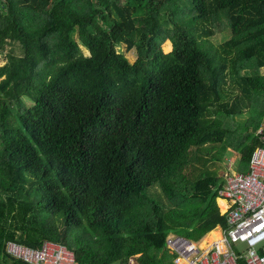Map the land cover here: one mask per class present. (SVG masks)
Listing matches in <instances>:
<instances>
[{
    "label": "trees",
    "instance_id": "obj_1",
    "mask_svg": "<svg viewBox=\"0 0 264 264\" xmlns=\"http://www.w3.org/2000/svg\"><path fill=\"white\" fill-rule=\"evenodd\" d=\"M3 53L0 264H24L7 241L56 242L76 264H172L168 233L225 227L222 175L196 164L231 149L245 173L264 146V0H0Z\"/></svg>",
    "mask_w": 264,
    "mask_h": 264
},
{
    "label": "built area",
    "instance_id": "obj_2",
    "mask_svg": "<svg viewBox=\"0 0 264 264\" xmlns=\"http://www.w3.org/2000/svg\"><path fill=\"white\" fill-rule=\"evenodd\" d=\"M216 202L225 227L215 228L197 242L168 233L163 245L171 263L264 264V146L252 151L245 173L222 175ZM211 232L218 237L203 245ZM237 244L245 245L244 256ZM4 250L9 258L24 264H76L72 251L52 241H43L38 248L7 241ZM135 262L132 259L129 264Z\"/></svg>",
    "mask_w": 264,
    "mask_h": 264
},
{
    "label": "rangeland",
    "instance_id": "obj_3",
    "mask_svg": "<svg viewBox=\"0 0 264 264\" xmlns=\"http://www.w3.org/2000/svg\"><path fill=\"white\" fill-rule=\"evenodd\" d=\"M229 37L228 32H224V33H216L215 35H213L212 37L207 38V44L211 45L213 47H218L220 44H222L227 38ZM15 49V54L19 55L20 51L18 50L17 46L14 48ZM9 50V48L7 47L5 50V53ZM85 54H89V51L86 50L85 48L83 49ZM119 53H123L125 55V57L128 59V61L130 63H133L135 60V52L134 51H129L127 52L125 50L124 46H121L119 48L116 49ZM162 51L164 52L166 58L168 59V61L170 62H174V59L171 55V44L167 41L162 45ZM0 55V66L3 65L4 63V54ZM261 74H264V68L260 70ZM228 87V86H227ZM23 101L29 105L30 101L27 98H23ZM248 117V113L247 112H243V114H238L232 117V119H227V124L230 128L235 129L239 132H243V127L242 124L245 122L246 118ZM247 130H250L247 129ZM260 130V127L256 130V133H258ZM214 155V153H213ZM210 154H205L202 156L200 163L196 164V167L199 168L200 170H210V171H219L218 173H220V175H223L227 172H235L236 171V166H237V162H238V153L228 149L226 150V152H224L221 160H214L211 159ZM149 195L155 199L156 201H158L159 203H164L163 201V197L161 195V193L156 190V189H150L148 191ZM219 203V202H218ZM72 231H77L80 230V227H75L71 229ZM68 242H71V240H68ZM236 249H238L240 251V253L244 256L245 255V245L243 244H237L236 245ZM113 264H119V263H113Z\"/></svg>",
    "mask_w": 264,
    "mask_h": 264
},
{
    "label": "crops",
    "instance_id": "obj_4",
    "mask_svg": "<svg viewBox=\"0 0 264 264\" xmlns=\"http://www.w3.org/2000/svg\"><path fill=\"white\" fill-rule=\"evenodd\" d=\"M219 204L221 205L222 203H221V202H219ZM222 205H223V204H222ZM211 233H212V232H211ZM211 233H210V234H211ZM210 234H209V236H210Z\"/></svg>",
    "mask_w": 264,
    "mask_h": 264
},
{
    "label": "bare ground",
    "instance_id": "obj_5",
    "mask_svg": "<svg viewBox=\"0 0 264 264\" xmlns=\"http://www.w3.org/2000/svg\"><path fill=\"white\" fill-rule=\"evenodd\" d=\"M222 203V202H221ZM223 204V203H222ZM222 204H221V206H222Z\"/></svg>",
    "mask_w": 264,
    "mask_h": 264
}]
</instances>
